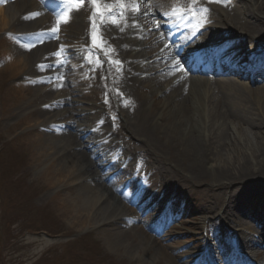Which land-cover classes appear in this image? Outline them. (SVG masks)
<instances>
[{"label": "bare ground", "instance_id": "obj_1", "mask_svg": "<svg viewBox=\"0 0 264 264\" xmlns=\"http://www.w3.org/2000/svg\"><path fill=\"white\" fill-rule=\"evenodd\" d=\"M16 1L4 8L0 0V32L8 29V16L17 11L12 9L19 8L22 15L23 6L30 1L37 8L35 14L46 15L42 24L47 23L48 28L22 26L20 34L40 39L48 36L50 41L45 40L46 46L37 50L29 48V62L5 58L0 72L22 77L50 51L56 55L51 64L69 72L37 98L44 117L34 125L52 129V123H60L50 135L56 146L43 147L42 133L30 126L31 113H24L37 100H27L20 93V127L29 128L22 141L30 148L32 164L45 166L41 178L50 197L59 199V206L80 223L87 222L90 210L96 207L103 229L139 240L147 253L161 257L166 264H185L179 259L191 253H180L177 248L192 241L203 248L212 239L221 245L236 241L245 255L243 264L250 259L252 264H264V252L259 249L264 238L243 219L247 213L264 224V214H260L264 212V68L241 67L243 59L248 61L251 56L250 61L264 46V0H100L95 28L88 19L89 12L93 16L91 3ZM133 7L137 14L130 16ZM180 7L193 14L185 24H177ZM199 23L208 26L200 31L203 41H223V34L235 33L228 39L235 40L238 47L227 52L235 57L231 64L222 57L224 65L218 68L197 65L202 60L190 55L197 50L188 46L193 45L189 38ZM53 28L58 31L53 33ZM93 32L99 46L92 43ZM246 42L254 50L245 51ZM65 45L74 48L68 69L57 56ZM145 56L150 57L149 63ZM181 64L213 75L232 72L238 82L190 76ZM12 89L2 96L6 111L10 101L11 106L18 102ZM74 94L78 99H72ZM54 117L61 122H54ZM104 150L108 156L121 158L108 162ZM151 167L156 169L153 173ZM138 184L146 188L138 190ZM233 185L246 187L243 192L235 187L234 192L221 193ZM76 186H86L93 195L87 205L78 206L62 194V189ZM133 195L140 203L151 196L143 205L161 217V222L180 216L181 225L190 224L185 233L191 238L166 246L165 241L179 233L169 231L161 238L147 218L126 217L133 209ZM208 215L219 219L203 229L199 221Z\"/></svg>", "mask_w": 264, "mask_h": 264}, {"label": "rangeland", "instance_id": "obj_2", "mask_svg": "<svg viewBox=\"0 0 264 264\" xmlns=\"http://www.w3.org/2000/svg\"><path fill=\"white\" fill-rule=\"evenodd\" d=\"M14 1L5 0L3 7H12ZM12 10L18 11L19 8H13ZM22 10L21 13L27 12L26 18H21L22 15L17 11H11L8 16L10 22L8 29L0 32V71L5 67V58L29 62L28 59L31 55L27 56L28 49L46 45L44 43L46 38L27 40L21 37L20 30L22 26L29 27L33 23L41 24L43 18L42 14L34 15L33 17L28 15L30 11H33L30 1L25 3ZM90 21L93 20L90 19ZM139 31L141 30L139 29ZM154 31L157 30H152V32ZM232 34L235 33L232 32ZM68 48L65 45V48L60 50V60L68 56ZM6 53L7 55L9 54L8 57ZM55 56L53 51L48 52L44 61H39L32 56V60L37 61L22 77H20V74L14 76L7 72H0V150L2 146H6L12 154L24 158L23 165L19 166L14 172L8 170L10 163L0 162V264H74L77 252H74L72 246L66 241L85 235H90L99 244L98 247L104 256L103 261H107V264H166L161 257L147 253L145 246L140 244L139 240L125 235L116 236L115 233L103 229L101 227L102 224H100L102 215L98 214L96 207L90 210L88 221L80 223L64 208L59 206V199L54 200L48 194L41 178V172L45 166L35 167L32 164L30 148L22 141L24 134H27L29 128L20 127V93L27 99L26 93L29 92L32 99H37L41 95L40 91L48 92L52 83H57L62 80L64 75H69L68 71L63 72L61 70V66L51 65V61ZM149 58V56H145L144 60L149 63ZM62 65L68 69L65 59H63ZM69 66H72V63ZM180 67L183 71L189 73L190 76H200L188 72L182 65ZM48 71H53L52 77H50ZM200 77L208 78L210 75H201ZM208 80L210 81L211 78H208ZM11 88H13L14 96H16L18 102L15 106H11L13 102L10 101L6 111L2 105V96L5 92H9ZM30 97L28 99H31ZM72 98L78 99L76 94ZM39 106V102L36 101V104L32 105L24 113L26 115L30 112L32 113L30 126L33 131L37 129L36 132L42 133L43 147L56 146L57 141L50 139L52 134L48 125L40 128L38 125H34L35 122L42 120L44 117L43 111ZM87 108L89 107L87 106ZM55 114L51 116H56ZM53 120H56L54 122H61L56 117ZM52 125L57 128L60 123H52ZM3 150L7 151L6 148ZM149 161L150 163L147 164L150 166V164L152 165V160L149 159ZM155 170V167H151L152 173ZM238 183L240 184V182ZM235 187L243 192L242 189L245 190L244 187L246 186L233 185L221 193L234 192ZM145 188L142 187V189ZM140 189L141 186L139 185L138 190ZM61 191L65 196L68 195L69 198H72L74 204L77 203L78 206L81 204L87 205V202L89 203L93 197L86 189V186H76L62 189ZM177 196H179V193H177ZM151 198V196H147L143 202ZM76 199L78 202L74 201ZM135 200L137 201L136 203ZM131 201L134 203L130 204L133 209L129 211L130 214L126 215V217L133 214L137 219L143 218L141 216L142 213L135 208L137 204L142 205L139 197H134L133 195ZM147 212H151V210L146 209ZM223 212L224 208L219 211V215L222 216ZM260 214H264V212H260ZM208 217H212V215H208L205 220L199 221L201 228L206 226L210 228V225L219 219L218 217H212V220H209ZM170 223H166L164 226L160 224L161 228L158 231L162 237L166 236L168 231H171L179 233V235L175 236L178 239L176 240L178 243L186 242L188 238H191V234L185 233L190 230V224L181 225V219ZM216 223L219 224L220 222L217 221ZM119 230L122 231L124 228L119 227ZM195 231L197 232V230ZM67 236L68 239L65 238ZM194 245L192 243V246ZM184 246L186 248L190 247L187 244ZM180 251L183 252L184 249H180ZM189 251L194 256H198L195 253L197 252L196 249L193 248ZM83 263L85 264V262Z\"/></svg>", "mask_w": 264, "mask_h": 264}, {"label": "snow or ice", "instance_id": "obj_3", "mask_svg": "<svg viewBox=\"0 0 264 264\" xmlns=\"http://www.w3.org/2000/svg\"><path fill=\"white\" fill-rule=\"evenodd\" d=\"M77 2L78 3H85V2L91 3L93 5V16H96V15L101 13L100 0H77ZM90 19H91V17H90ZM60 22L61 21H59V20L57 21L58 24ZM112 22H113V24L116 23V18L115 17L113 18ZM95 26H96L95 22H93V28H95ZM57 31H58L57 28H53L52 29L53 33L57 32ZM92 43H93V45L99 46V40H98L97 35H96L95 32H93V35H92ZM59 55H60V53L58 52L57 56H59ZM117 63H119V62H117Z\"/></svg>", "mask_w": 264, "mask_h": 264}, {"label": "trees", "instance_id": "obj_4", "mask_svg": "<svg viewBox=\"0 0 264 264\" xmlns=\"http://www.w3.org/2000/svg\"><path fill=\"white\" fill-rule=\"evenodd\" d=\"M74 249L82 252L85 257L88 256V251H87L86 243L84 240L78 241ZM92 263L93 264H103L101 261L96 260L94 257L92 259Z\"/></svg>", "mask_w": 264, "mask_h": 264}]
</instances>
